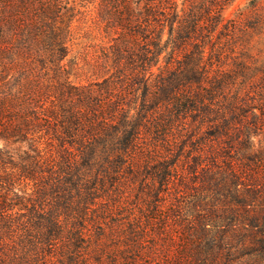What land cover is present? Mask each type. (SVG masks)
I'll return each mask as SVG.
<instances>
[{"label": "trees", "instance_id": "1", "mask_svg": "<svg viewBox=\"0 0 264 264\" xmlns=\"http://www.w3.org/2000/svg\"><path fill=\"white\" fill-rule=\"evenodd\" d=\"M116 1L114 70L75 85L69 3L0 0V264H264V69L237 92L229 0Z\"/></svg>", "mask_w": 264, "mask_h": 264}, {"label": "rangeland", "instance_id": "2", "mask_svg": "<svg viewBox=\"0 0 264 264\" xmlns=\"http://www.w3.org/2000/svg\"><path fill=\"white\" fill-rule=\"evenodd\" d=\"M64 1L69 3V11L67 14L70 15L73 13L76 16L70 27V35L67 42L68 56L63 62L65 66L63 73L75 85L97 83L114 70L111 48L114 39L120 37V33H122L117 22V1ZM177 1L183 7L186 0ZM222 15L224 17L222 25L227 27V29H224L222 26L224 29L222 34L217 31V43L222 46V51L225 52L226 59H228L227 67H233V61H239L251 78L246 83L247 87L240 86L237 92L242 95L249 94L248 92H250L254 97L256 95L252 88V80L257 81L262 76V69H264V0H229L222 10ZM35 26L32 20L28 22L26 19L21 18L17 29L18 41H23L30 34L32 36V28ZM35 38L37 37L35 36ZM125 39L133 43L137 41L129 36ZM32 41H36V39ZM260 140L261 138H257V146L262 144ZM200 170L202 169H199L197 174L187 173L186 175V179L193 190L185 188L176 190L172 187L170 196L165 203L167 207L176 201L174 197L177 196V200L181 202L183 207H186L185 212L190 216L191 197L197 193L196 190H202L199 183L203 179V173L205 172ZM133 201H130L127 206H129V210L135 211L138 214L137 205L134 204L136 201ZM204 203L201 202L200 204L204 207ZM140 205L143 204L140 203ZM206 210L205 208L204 212ZM149 212L150 209H147L148 214ZM185 246L186 244L184 242L181 243L178 251L184 254ZM245 262L246 260L238 261V264H245ZM182 264H193V262L187 259L183 260Z\"/></svg>", "mask_w": 264, "mask_h": 264}]
</instances>
